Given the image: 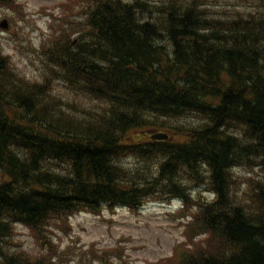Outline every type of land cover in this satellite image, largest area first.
Here are the masks:
<instances>
[{
	"label": "trees",
	"instance_id": "obj_1",
	"mask_svg": "<svg viewBox=\"0 0 264 264\" xmlns=\"http://www.w3.org/2000/svg\"><path fill=\"white\" fill-rule=\"evenodd\" d=\"M151 1L61 2L62 23L35 49L41 80L14 71L0 43V264L49 260L44 249L15 245V223L28 224L48 248L37 230L50 215L132 203L150 187L185 195L183 176L195 184L206 177L217 196L192 221L199 239L181 264H264V0L252 1L250 12L214 7L217 0ZM235 86L239 102L227 103L222 95ZM244 101L256 104L237 108ZM174 124L187 129L186 143L127 141L140 127ZM129 155L136 163L126 166ZM240 163L261 170L251 194L234 200L230 166Z\"/></svg>",
	"mask_w": 264,
	"mask_h": 264
},
{
	"label": "rangeland",
	"instance_id": "obj_2",
	"mask_svg": "<svg viewBox=\"0 0 264 264\" xmlns=\"http://www.w3.org/2000/svg\"><path fill=\"white\" fill-rule=\"evenodd\" d=\"M61 1L64 0H18L21 4L18 11L0 6V19L11 15L15 20V23L9 21L7 30L0 31L2 51L11 55L9 62L13 70L31 81L43 77L42 62L36 51L42 39L62 23L59 15L64 11L56 7ZM142 129L130 132V138L144 137ZM169 212L168 207L157 203L141 211L108 207L97 214H74L67 220V227L61 230L42 231L51 236L48 248L37 242L28 227L18 225L13 239L16 246L31 253L46 250L49 257L46 264L54 263L55 258L54 264H101L105 261L113 264H164L169 256L173 257L175 250L190 244L189 236H192L184 232V220L179 221L178 215L171 216ZM56 220L50 221L59 226ZM45 226L44 223L42 228Z\"/></svg>",
	"mask_w": 264,
	"mask_h": 264
},
{
	"label": "bare ground",
	"instance_id": "obj_3",
	"mask_svg": "<svg viewBox=\"0 0 264 264\" xmlns=\"http://www.w3.org/2000/svg\"><path fill=\"white\" fill-rule=\"evenodd\" d=\"M138 1V0H137ZM140 1H142V2H144V3H149L150 5H153L154 3H152V2H154V1H151V0H140ZM208 1V0H207ZM227 1V0H226ZM203 3V2H202ZM201 3V4H202ZM206 3V2H205ZM209 3V2H208ZM200 4V5H201ZM204 4V3H203ZM210 4V3H209ZM208 4V5H209ZM141 6H144V5H141ZM211 6V5H210ZM139 7V6H138ZM145 7V6H144ZM137 8V7H136ZM142 8V7H141ZM207 8V7H206ZM209 8V7H208ZM145 9V8H144ZM142 10V9H141ZM255 10V9H254ZM176 11V10H175ZM253 11V10H252ZM257 11V10H256ZM173 12V11H172ZM259 12V11H258ZM176 13V12H175ZM178 13H180V14H183V12L181 13V12H179L178 11ZM255 13V12H254ZM250 14H252V13H250ZM256 14V13H255ZM247 15H249V14H247ZM262 15V14H261ZM225 16V15H224ZM234 16V15H233ZM230 17V16H229ZM200 18V17H199ZM225 18H227V17H225ZM202 19V18H201ZM141 21H143V19H141ZM140 21V22H141ZM139 22V23H140ZM138 24V23H137ZM156 34V33H155ZM145 35V34H144ZM154 37H156V38H159V36L158 35H154ZM162 41V40H161ZM163 42H165L166 43V41H164L163 40ZM152 45H149V47H148V51H149V49H150V47H151ZM5 54V53H4ZM6 55V54H5ZM227 57V56H226ZM94 60V59H93ZM96 60V59H95ZM96 62V61H95ZM240 72V71H239ZM238 72V73H239ZM236 74H237V72H236ZM212 75V74H211ZM207 76H208V74H207ZM239 76H240V74H239ZM47 78V77H46ZM216 78V77H215ZM209 79V78H208ZM51 81V80H50ZM44 82V81H43ZM54 82V81H53ZM52 83V82H51ZM237 86V85H236ZM234 87L233 88V90L231 91V92H229L228 94H224V95H222V97H224L226 100H227V103L228 102H235V101H237V103L239 102V99H238V96H237V94H238V88L237 87ZM52 88V87H51ZM50 88V89H51ZM49 89V88H48ZM62 89V88H61ZM60 89V90H61ZM241 89V88H240ZM239 89V90H240ZM246 89V88H245ZM263 89H264V87H263ZM54 90V89H53ZM52 90V91H53ZM62 90H64V89H62ZM58 91V90H57ZM65 91V90H64ZM63 91V92H64ZM56 92V91H55ZM67 92V91H66ZM71 92V91H70ZM244 92V91H243ZM245 92H246V90H245ZM184 93V92H183ZM262 92H259L258 94H257V96H258V99H261V98H263V97H261L259 94H261ZM70 94V93H69ZM72 94H73V92H72ZM75 94V93H74ZM74 96H76V94L74 95ZM79 96V95H78ZM77 96V97H78ZM240 96V95H239ZM211 96L209 95V96H207V95H204V101L206 100L207 102H209L210 101V98ZM74 98H76V97H74ZM241 98L242 97H240V100H241ZM246 99V98H245ZM249 100V99H248ZM251 100H252V98H251ZM205 101V102H206ZM242 102V101H241ZM251 102V101H250ZM247 102V101H244V103H242V104H240L241 105V107L239 106V107H237V108H242V110H244L245 109V107L246 108H248V107H251L253 104H256L255 102ZM236 103V104H237ZM67 104H69V103H67ZM70 105V104H69ZM229 105V104H228ZM65 106H67V105H65ZM72 106V105H71ZM68 107V106H67ZM76 107V106H75ZM232 107V106H231ZM72 108V107H71ZM254 108V107H253ZM77 109V108H76ZM75 109V110H76ZM234 109H236V108H234ZM249 109V108H248ZM251 109H252V107H251ZM69 110H71V109H69ZM237 110V109H236ZM241 110V111H242ZM66 111V110H65ZM64 111V112H65ZM255 111V110H254ZM68 112V111H67ZM71 112V111H70ZM256 112V111H255ZM257 112H258V110H257ZM256 112V113H257ZM69 113V112H68ZM252 113V112H251ZM254 114V113H253ZM187 115H188V113H187ZM189 115H190V112H189ZM226 115V114H225ZM252 115V114H251ZM255 115V114H254ZM162 116H164L163 114H162ZM166 116V115H165ZM45 118V117H44ZM166 118V117H165ZM188 118H189V116H188ZM99 119H100V117H99ZM98 119V120H99ZM186 120H187V116H186ZM192 120V119H191ZM96 121V120H95ZM94 121V122H95ZM46 122H47V119H46ZM45 122V123H46ZM189 122V121H188ZM10 124V123H9ZM47 124H49V123H47ZM47 124H46V126H47ZM187 124H189V123H187ZM4 125V124H3ZM50 125H51V123H50ZM190 125V124H189ZM194 125V124H193ZM192 125V126H193ZM64 128H65V126H63ZM100 127V126H99ZM98 127V128H99ZM202 127V126H201ZM51 128V127H50ZM190 128H191V126H190ZM196 128H197V126H196ZM53 129V128H52ZM195 129V128H194ZM12 130H14L13 128H12ZM99 130V129H98ZM199 130V132L201 133V135H204L203 137H205V135H207L208 134V132H203L202 130V128H200V129H198ZM15 131V130H14ZM54 131H55V129H54ZM100 131V130H99ZM198 132V133H199ZM97 133V132H96ZM95 133V134H96ZM77 134V133H76ZM78 135H80V133L78 134ZM82 135V134H81ZM231 135V134H230ZM61 136V135H60ZM75 136V135H74ZM84 136V135H83ZM209 136V135H208ZM227 136V135H226ZM232 136V135H231ZM76 137V136H75ZM79 137V136H78ZM224 138V137H223ZM232 138V137H231ZM236 138V137H235ZM242 138H244L245 139V137H243V135H242ZM20 139V138H19ZM70 139H72V138H70ZM236 139H239V138H236ZM49 139H47V142H49L48 141ZM56 140V139H55ZM62 140V139H61ZM68 141H69V138L67 139ZM67 140H66V142H67ZM12 141H14V140H12ZM32 141V140H31ZM240 141V140H239ZM22 142V141H21ZM70 142V141H69ZM232 142V141H231ZM230 142V143H231ZM234 142H235V140H234ZM233 142V143H234ZM50 143V142H49ZM58 143V140H56V144ZM211 143V141H209V142H206V143H204V145H207V144H210ZM214 143V142H213ZM239 144V143H238ZM23 145H24V143H23ZM48 145V144H47ZM46 145V146H47ZM60 145V144H59ZM232 145V144H231ZM249 145V144H248ZM58 146V145H57ZM91 146V145H90ZM214 146H216V145H214ZM230 146V145H229ZM240 146H242V145H240ZM48 147H49V145H48ZM234 147H236V145L234 146ZM51 148V147H50ZM58 148V147H57ZM220 148V147H219ZM225 148V147H224ZM87 149V148H86ZM221 149V148H220ZM219 149V150H220ZM236 149V148H235ZM11 150V149H10ZM222 150V149H221ZM231 150V149H230ZM232 150H234L233 148H232ZM53 152H54V150H53ZM219 152V151H218ZM217 152V153H218ZM228 152V151H227ZM55 154H56V152H54ZM224 153V152H223ZM60 154V153H59ZM64 154V153H63ZM69 154V153H68ZM215 154V153H214ZM62 155V154H61ZM65 155V154H64ZM67 155V154H66ZM221 154L219 153V154H215V156H217V158H218V160H221L222 161V156H220ZM55 156V155H54ZM20 157V156H19ZM22 158V157H21ZM34 158V157H33ZM62 158V157H61ZM66 158V157H65ZM36 159V158H35ZM60 159V158H59ZM21 160V159H20ZM37 160V159H36ZM34 161V160H33ZM37 162H38V160H37ZM69 162H70V160H69ZM253 162V161H252ZM52 163V162H51ZM73 163V162H72ZM209 164V163H208ZM241 164V163H240ZM223 165H224V163L222 162L220 165H219V167H223ZM258 165V164H257ZM199 166V165H198ZM201 166V165H200ZM204 166V165H203ZM206 166V165H205ZM259 166V165H258ZM40 167V166H39ZM51 167V166H50ZM41 168V167H40ZM49 168V167H48ZM195 168H197V165L195 166ZM200 169V168H199ZM198 170V169H197ZM206 170H208V169H206ZM42 171L44 172V169H42ZM203 171H205L204 169H203ZM209 171V170H208ZM204 173V172H203ZM231 173V172H230ZM54 175V174H53ZM50 176H52V175H50ZM52 177H54V176H52ZM57 177V176H56ZM41 182V181H40ZM59 183H62L61 181L59 182ZM56 185H57V183H55ZM60 185V184H59ZM136 188V187H135ZM14 194V193H13ZM16 194V193H15ZM17 195H18V193H17ZM20 195V194H19ZM109 197V196H108ZM20 199V198H19ZM110 199H111V197H110ZM20 201V200H19ZM22 201V200H21ZM214 215V214H213ZM237 215V214H236ZM242 219H243V217H242ZM239 220V219H238ZM241 220V219H240ZM247 220V219H246ZM242 222H245V221H242ZM249 222V221H248ZM251 223H252V221H251ZM246 225V224H245ZM255 228V227H254ZM242 229V228H241ZM204 232V231H203ZM9 234L11 233V232H8ZM239 233V232H238ZM9 234L7 235V236H9ZM204 234H206V233H204ZM234 235V234H233ZM201 236H202V234H201ZM244 236V235H243ZM12 236H10V238H11ZM3 238V237H2ZM247 239V238H246ZM17 240V239H16ZM2 241V240H1ZM249 241V240H248ZM10 242V241H9ZM14 242V241H13ZM8 243V242H7ZM189 243V242H188ZM191 243V242H190ZM253 243V242H252ZM257 243V242H256ZM6 244V243H5ZM189 245V244H188ZM9 246V245H8ZM11 248V247H10ZM224 249H225V247H224ZM251 249V248H250ZM230 251V250H229ZM227 252V251H226ZM187 257H190V256H187ZM186 257V258H187ZM248 258V257H247Z\"/></svg>",
	"mask_w": 264,
	"mask_h": 264
},
{
	"label": "water",
	"instance_id": "obj_4",
	"mask_svg": "<svg viewBox=\"0 0 264 264\" xmlns=\"http://www.w3.org/2000/svg\"><path fill=\"white\" fill-rule=\"evenodd\" d=\"M153 136L155 137V136H159V135L153 134Z\"/></svg>",
	"mask_w": 264,
	"mask_h": 264
}]
</instances>
